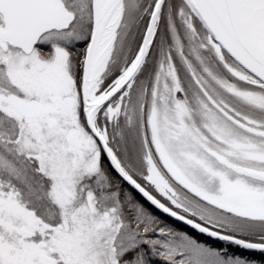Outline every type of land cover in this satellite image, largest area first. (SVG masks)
Returning a JSON list of instances; mask_svg holds the SVG:
<instances>
[{
  "label": "snow or ice",
  "instance_id": "obj_1",
  "mask_svg": "<svg viewBox=\"0 0 264 264\" xmlns=\"http://www.w3.org/2000/svg\"><path fill=\"white\" fill-rule=\"evenodd\" d=\"M0 264H264V0H0Z\"/></svg>",
  "mask_w": 264,
  "mask_h": 264
}]
</instances>
